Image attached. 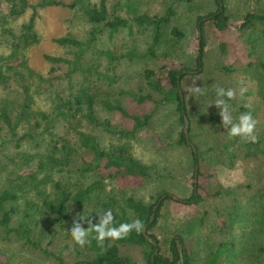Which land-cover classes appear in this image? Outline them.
<instances>
[{"label":"trees","instance_id":"obj_1","mask_svg":"<svg viewBox=\"0 0 264 264\" xmlns=\"http://www.w3.org/2000/svg\"><path fill=\"white\" fill-rule=\"evenodd\" d=\"M3 1L6 4L4 8L0 6V32L7 35L4 42L9 52L0 55V84L5 87L0 95V164L9 160L13 164L17 161L21 168L28 167L27 172L12 176L0 166V231L5 239L13 238L22 246L52 255L41 247L35 226L41 229L46 223L57 233L65 232L77 216L71 210L79 209L78 214H82L81 208L90 206L92 209L85 215L94 217V222L98 220V209H107L113 212L117 226L140 219L145 224L144 233L133 231L124 239H105L99 244L93 232L90 243L82 247L84 253L68 264H134L119 254V245L139 246L145 264H176L178 261L193 264V257L179 234L168 239V255L159 253V241L149 230L156 223L163 202H173L182 211L193 213L209 199L230 196L225 208H211L215 213L211 229L215 233H228L231 238L238 235L239 241L222 239L215 243L202 264H217L221 254L228 259L235 252L243 254L244 249L254 258L264 254V0L260 7L261 0H244L234 29L235 41L231 44L237 48V54L228 63H213L205 52L206 34L213 27L226 29L232 15L227 0H214V10L194 17V66L188 76L196 80L204 94L191 97L183 91L186 74L183 71L191 68L184 65L186 58H178L177 53L184 33L172 21L177 6L184 3L191 8L192 0H164L161 13L133 9L128 17L115 14L105 0ZM48 6L68 8L70 17H82L89 29L83 39L70 35L52 39L63 49V55H43L49 65L47 74H52L43 76L26 65L20 52L38 41L34 20L37 10ZM25 10L29 12L27 18L15 31L3 25L8 17L17 18ZM132 28L145 34L148 40L140 52L131 47L124 53L126 58L147 56L163 63L158 69L142 70V86L137 90H119L117 98L111 99L107 97V85L115 81V75H110L107 67L115 56L106 46H98V36L105 32L106 37L111 38L122 30L131 34ZM216 47L218 54L225 57L230 45L218 41ZM60 79L64 81L62 87L58 84L62 82ZM218 86L236 92L235 98L228 100L234 122L241 114L249 112L258 121L256 143L230 137L228 129L222 126L219 109L214 104ZM178 88L183 92L181 100ZM120 96L133 101V111L123 105ZM160 106H172L177 115L174 121L160 120L162 124L166 122L161 129L158 125ZM107 112H113L122 122L127 121L129 128L111 123ZM184 119L187 139L194 151L186 144L182 130ZM173 123L181 128L168 142L164 136L168 131L163 130L175 131ZM219 129H224V135L215 145L214 132ZM140 131L154 134L155 141L166 147L171 144L189 148L193 170L187 196L175 197L158 186H154L150 194L152 201L127 193V189L147 184L158 174L154 164L139 161L123 145L109 143L107 148V136L128 139ZM249 159L261 160L262 171L245 169V175L241 173L237 181L227 186L217 182L221 170L236 166L238 160ZM33 191L40 196L35 207L39 219L32 217L29 211L20 213L16 208L18 198ZM196 221L199 225L202 218L194 220L188 230L197 228ZM234 226L240 230L232 231ZM208 247L211 250L212 247Z\"/></svg>","mask_w":264,"mask_h":264},{"label":"rangeland","instance_id":"obj_2","mask_svg":"<svg viewBox=\"0 0 264 264\" xmlns=\"http://www.w3.org/2000/svg\"><path fill=\"white\" fill-rule=\"evenodd\" d=\"M29 3H35L37 0H27ZM68 2L70 0H63ZM95 2L97 0H89ZM107 7L113 9L115 14H119L123 17H128L131 15L133 9H138L140 11H145L149 14L151 13H161L163 8L164 0H105ZM263 0L258 3V6L262 4ZM5 1H1L0 6L4 8ZM191 8H188L184 3L179 4L177 7L176 15L172 21L179 27L184 33V38L180 42L177 53L178 58L185 61L186 66L191 69L185 71L183 77V88L185 89L187 83H191L192 80L188 75L193 73V58L195 54V41H196V31L194 24V17L197 14H203L207 11H212L215 9L214 0H192ZM226 4L230 7V12L232 15L227 20L226 29L217 30L211 28L210 32L206 34L207 46L205 48L206 55L209 60L213 63L219 61L220 63H228L236 56L237 48L233 47L231 44L235 41L234 29L236 28L238 22L237 18L242 14V9L244 8V0H227ZM254 4V3H252ZM247 3L245 4V7ZM254 6V5H253ZM6 12V8L4 10ZM28 10L17 18L7 19V23L3 25L5 27H10L15 31L18 26L23 23L28 15ZM71 12L66 7L60 6H48L37 10V16L34 20V31L37 34L38 41L30 45L29 47L23 49L20 53L24 55L26 65L29 66L36 72L41 73L43 76H51L52 74H47V69L49 65L43 59L44 54H61L63 55V49L57 46L52 39L55 37L70 35L75 38L83 39L87 35L89 25L86 21L80 17L75 16L70 17ZM236 19V20H235ZM5 38L7 35L0 32V55H6L9 51L5 46ZM145 34L139 33L137 30L132 28L131 34L127 30H122L114 34L111 38H107L105 32L98 36V46H106L107 49L115 56L113 63L109 64L107 67V72L115 75V81L107 85V97L111 99L117 98V93L119 90H137L138 87L142 86L141 73L144 68H154L158 67L163 63L157 62L156 59L144 58H132L128 60L124 55L131 47H134L136 52L142 51L147 42ZM225 41L230 45L227 54L224 56L219 55L217 52V42ZM165 49V48H161ZM19 53V54H20ZM160 58V55H158ZM177 57L173 59L176 60ZM189 71V72H188ZM59 72V71H58ZM58 83L61 87L64 85L63 80L60 79ZM7 86V85H6ZM7 88V87H6ZM5 92V87L0 84V95ZM186 96L188 94L184 91ZM183 95V92L181 91ZM119 98V97H118ZM123 105H126L130 111L134 110L135 104L129 97L120 96ZM148 107V106H146ZM146 110V109H145ZM232 112V110H230ZM233 114V112H232ZM176 113L172 106H160L158 109V125L161 129L163 124L160 120H173L176 118ZM107 118L111 123L122 124L125 128H129V123L127 121L122 122L119 120L118 116L113 112H107ZM168 122V121H167ZM171 125V123H167ZM174 130L165 129L164 132L168 131L165 140L170 142L175 136V132L181 128L180 125L173 123ZM183 129V126H182ZM156 131L158 130L155 129ZM224 135V129H219L214 132V142L215 145L220 143ZM154 134L137 132L133 137L128 139L108 137L107 136V148H109V143L111 144H121L127 151L139 159V161L145 163H152L155 166V171L157 176H153L147 181V184H142L137 188L127 189V193L133 196L141 197L144 201H152L150 194L153 193L154 186L162 187L165 190L170 191L175 197L187 196L190 190L189 183L192 180L191 174L193 166L190 159V150L187 146L180 145H168V147L158 143L154 139ZM3 160V159H2ZM222 165H224L222 163ZM0 166L7 172H10L12 176L17 173H25L28 167L21 168L18 162L15 164L11 163L9 160L1 162ZM225 166V165H224ZM263 164L261 160L249 159V160H238L236 161V166L232 168H226L220 171L218 175V183L222 186L231 185L233 182L237 181L241 173L245 175L243 170L250 169L253 172L262 171ZM212 170V169H211ZM15 173V174H13ZM160 174V175H159ZM167 177L165 178L164 175ZM10 175V176H11ZM163 176V177H162ZM169 176V177H168ZM242 176V175H241ZM2 171L0 170V186L2 185L1 179ZM112 184L114 182H111ZM46 188V194L48 193V185ZM38 195L35 191L27 194H22L16 201L17 210L21 212L29 211L30 215L36 219H39L38 209L35 208L39 201ZM119 199V195L115 196ZM230 199V196H223L221 198L209 199L207 204L204 203L202 207H197L193 213H187L182 211L181 208L177 207L173 202L165 200L160 210V214L156 220L154 226L149 230L150 233L154 234L159 241V253L162 255H168L167 242L171 235L179 234L185 243L186 249L188 250L190 256L193 257V264H202L203 258L208 255V252L213 251L214 244L220 240L228 239L234 243L239 241L238 235L234 238L228 236V233L221 232L215 233L211 229V223L214 220V211L212 207L225 208L226 202ZM36 204V205H35ZM90 206L81 208L82 214H86L88 210H91ZM107 211V209H98L97 214ZM73 215L78 214L79 209H72ZM206 212V213H204ZM199 217L202 218L199 225L195 226L197 228L188 230L192 222ZM98 218V215H97ZM65 229V232L57 233L52 227H49L46 223L43 224L42 228L39 229L35 226V232L39 235V243L41 247L45 248L52 255H44L40 251L34 248L22 246L18 241L13 238L5 239L0 231V264H68L75 260L77 257L84 253V250L79 245L75 244L72 240L71 235H66L69 231ZM232 231H239L240 229L236 226L232 228ZM52 237V233H55ZM228 237V238H227ZM211 246V250L208 246ZM239 246V244H238ZM119 254L127 257L130 262L134 264H145L146 261L140 253L139 246L130 245H119ZM243 254L238 252L231 254L230 258L225 259L224 255H220L217 259V264H264V254L258 255L257 258L251 256L247 253L248 249L242 250ZM157 252V251H156ZM57 257V259L54 257ZM176 264H181L178 261Z\"/></svg>","mask_w":264,"mask_h":264},{"label":"clouds","instance_id":"obj_3","mask_svg":"<svg viewBox=\"0 0 264 264\" xmlns=\"http://www.w3.org/2000/svg\"><path fill=\"white\" fill-rule=\"evenodd\" d=\"M185 91L190 97L193 95H203L204 89L197 86L196 80L187 83ZM243 90H241V94ZM236 92L232 88L225 89L223 87L216 88L217 99L215 106L219 109L221 124L229 131L230 137H240L242 140L250 143H256L258 136L256 135V127L258 121L253 118L251 112L243 113L234 122V117L229 109L228 100L235 98ZM226 98V99H225ZM98 220L94 222V217L85 214H77L72 221V227L69 229L72 240L80 247L90 243L91 233H95V239L99 244H102L105 239H124L131 232L142 233L145 230V224L136 219L132 222H123L118 226L115 224V217L111 210L103 211L97 214ZM87 224V227L84 225Z\"/></svg>","mask_w":264,"mask_h":264},{"label":"water","instance_id":"obj_4","mask_svg":"<svg viewBox=\"0 0 264 264\" xmlns=\"http://www.w3.org/2000/svg\"><path fill=\"white\" fill-rule=\"evenodd\" d=\"M183 72H185V71H183ZM189 72V71H188ZM178 95H179V98H180V100L182 99V94H181V90L178 88ZM186 127H187V121H186V119H184V124H183V132H184V136H185V138H186V144H188L190 147H191V149H192V151H194V148H193V145L191 144V143H189V141H188V139H187V132H186ZM154 209H155V207H153V209H152V213H151V218L153 217V215H154ZM143 233H144V231H143ZM146 236V235H145ZM146 238H148L147 236H146ZM154 254L156 253V249L154 250V252H153Z\"/></svg>","mask_w":264,"mask_h":264}]
</instances>
